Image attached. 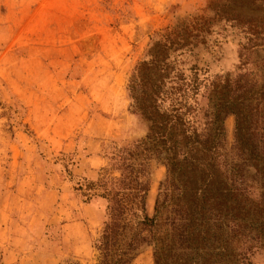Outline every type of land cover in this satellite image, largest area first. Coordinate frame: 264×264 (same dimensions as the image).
<instances>
[{"label":"rangeland","instance_id":"rangeland-1","mask_svg":"<svg viewBox=\"0 0 264 264\" xmlns=\"http://www.w3.org/2000/svg\"><path fill=\"white\" fill-rule=\"evenodd\" d=\"M211 1L0 0V264H97L106 202L78 188L119 178L117 156L148 133L129 95L135 68L166 29L213 17L204 12ZM228 5L238 25L213 23L205 41L169 55L185 78L197 73L199 93L181 99L197 126L211 117L219 86H257L264 72V49L245 32L264 24V0ZM223 127L234 157V116ZM146 173L152 218L166 168L151 160ZM245 236L244 248L257 246L255 233ZM245 255L241 264H264L263 251ZM131 264H154L152 247Z\"/></svg>","mask_w":264,"mask_h":264},{"label":"trees","instance_id":"trees-1","mask_svg":"<svg viewBox=\"0 0 264 264\" xmlns=\"http://www.w3.org/2000/svg\"><path fill=\"white\" fill-rule=\"evenodd\" d=\"M225 2L212 0L204 12L212 11L213 17L193 18L183 31L166 29L130 78L132 109L148 123L147 136L117 156L119 178L103 176L78 188L87 201L106 202L97 264H131L144 245L152 247L154 264H241L246 253L264 252V72L257 86H219L211 117L197 126L181 101L199 93L197 73L185 78L168 62L170 52L192 50L205 41L213 23L238 25L239 14L229 7L231 0ZM245 32L249 43L257 41L264 49L263 23L257 24V34L251 27ZM227 116L235 118L234 157L224 147ZM151 160L165 166L166 178L149 218ZM253 233L257 246L244 248L245 234Z\"/></svg>","mask_w":264,"mask_h":264}]
</instances>
